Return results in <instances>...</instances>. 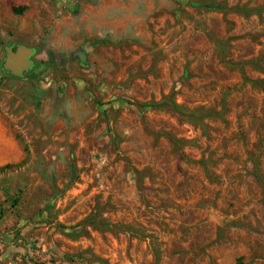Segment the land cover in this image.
I'll use <instances>...</instances> for the list:
<instances>
[{
  "label": "rangeland",
  "instance_id": "rangeland-1",
  "mask_svg": "<svg viewBox=\"0 0 264 264\" xmlns=\"http://www.w3.org/2000/svg\"><path fill=\"white\" fill-rule=\"evenodd\" d=\"M5 2L0 264H264V0Z\"/></svg>",
  "mask_w": 264,
  "mask_h": 264
},
{
  "label": "crops",
  "instance_id": "crops-1",
  "mask_svg": "<svg viewBox=\"0 0 264 264\" xmlns=\"http://www.w3.org/2000/svg\"><path fill=\"white\" fill-rule=\"evenodd\" d=\"M2 1V0H0ZM21 3V4H26L27 0H12L13 3L17 2ZM34 1V0H33ZM40 0H37V2H39ZM0 6H2V9L6 7V2L5 0L2 1V5L0 3ZM33 13H31L32 16ZM33 20L28 21L27 17L26 18H22L21 20H19L18 22L20 23L19 27L27 28L28 26H30L32 24V21L35 23L38 22V18H31ZM22 29V30H23ZM24 32L26 34H29L30 32L28 30L24 29ZM20 33H17V35H15V37L20 38ZM23 45L27 46V44L25 42H20ZM19 44V43H18ZM16 44V45H18ZM12 45L13 47H15L16 45L13 44H9V42H7L6 45L0 47V59L3 58L4 56V47L5 46H9ZM29 47V46H28ZM38 51V49H37ZM47 63H44V65ZM41 65H43V63H41ZM4 73H0V76H2ZM26 74V73H25ZM11 76V75H9ZM14 77V76H12ZM18 78V77H17ZM24 79V77L22 78ZM23 150L22 147L17 143L12 131L10 130V128H8L3 120L0 118V166H4V165H10V164H14V163H18L19 161H21L23 159Z\"/></svg>",
  "mask_w": 264,
  "mask_h": 264
},
{
  "label": "water",
  "instance_id": "water-1",
  "mask_svg": "<svg viewBox=\"0 0 264 264\" xmlns=\"http://www.w3.org/2000/svg\"><path fill=\"white\" fill-rule=\"evenodd\" d=\"M37 53V48L18 44L4 47V56L0 61V73L9 74L14 77L22 78L24 74L33 66V56ZM51 58V55H49ZM47 64L40 65L41 69ZM34 71V70H33Z\"/></svg>",
  "mask_w": 264,
  "mask_h": 264
},
{
  "label": "flooded vegetation",
  "instance_id": "flooded-vegetation-1",
  "mask_svg": "<svg viewBox=\"0 0 264 264\" xmlns=\"http://www.w3.org/2000/svg\"><path fill=\"white\" fill-rule=\"evenodd\" d=\"M33 60V58H32ZM1 61V59H0ZM34 64L33 66L26 72V74H24V78H26L30 73L29 72H32L33 70H35L36 68H38L41 64L36 62L35 60H33Z\"/></svg>",
  "mask_w": 264,
  "mask_h": 264
},
{
  "label": "trees",
  "instance_id": "trees-1",
  "mask_svg": "<svg viewBox=\"0 0 264 264\" xmlns=\"http://www.w3.org/2000/svg\"><path fill=\"white\" fill-rule=\"evenodd\" d=\"M6 166H9V165H6Z\"/></svg>",
  "mask_w": 264,
  "mask_h": 264
}]
</instances>
